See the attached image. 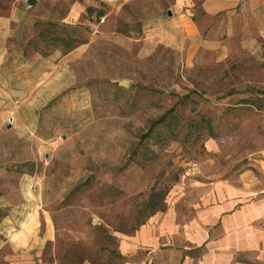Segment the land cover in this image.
<instances>
[{
	"label": "rangeland",
	"instance_id": "rangeland-1",
	"mask_svg": "<svg viewBox=\"0 0 264 264\" xmlns=\"http://www.w3.org/2000/svg\"><path fill=\"white\" fill-rule=\"evenodd\" d=\"M28 1L0 0V264H124L122 237L257 159L264 43L187 60L158 41L171 0Z\"/></svg>",
	"mask_w": 264,
	"mask_h": 264
},
{
	"label": "crops",
	"instance_id": "crops-1",
	"mask_svg": "<svg viewBox=\"0 0 264 264\" xmlns=\"http://www.w3.org/2000/svg\"><path fill=\"white\" fill-rule=\"evenodd\" d=\"M84 1L115 9L131 0ZM161 12L158 41L187 60L234 43L249 51L264 43V0H171ZM12 19L0 16V33ZM118 250L124 264H264V146L236 179L203 185L189 213L151 217Z\"/></svg>",
	"mask_w": 264,
	"mask_h": 264
},
{
	"label": "water",
	"instance_id": "water-1",
	"mask_svg": "<svg viewBox=\"0 0 264 264\" xmlns=\"http://www.w3.org/2000/svg\"><path fill=\"white\" fill-rule=\"evenodd\" d=\"M28 3H29V4H33V3H35V0H29ZM8 127H9V126H8Z\"/></svg>",
	"mask_w": 264,
	"mask_h": 264
},
{
	"label": "trees",
	"instance_id": "trees-1",
	"mask_svg": "<svg viewBox=\"0 0 264 264\" xmlns=\"http://www.w3.org/2000/svg\"><path fill=\"white\" fill-rule=\"evenodd\" d=\"M102 15H103V12H99V17L102 16ZM160 120H162V118Z\"/></svg>",
	"mask_w": 264,
	"mask_h": 264
}]
</instances>
